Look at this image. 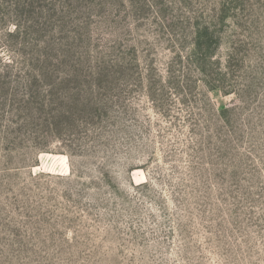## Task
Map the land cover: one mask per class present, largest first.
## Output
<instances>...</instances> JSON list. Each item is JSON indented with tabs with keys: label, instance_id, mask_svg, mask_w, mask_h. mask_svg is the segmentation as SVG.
<instances>
[{
	"label": "rangeland",
	"instance_id": "rangeland-1",
	"mask_svg": "<svg viewBox=\"0 0 264 264\" xmlns=\"http://www.w3.org/2000/svg\"><path fill=\"white\" fill-rule=\"evenodd\" d=\"M0 264H264V0H0Z\"/></svg>",
	"mask_w": 264,
	"mask_h": 264
},
{
	"label": "trees",
	"instance_id": "trees-1",
	"mask_svg": "<svg viewBox=\"0 0 264 264\" xmlns=\"http://www.w3.org/2000/svg\"><path fill=\"white\" fill-rule=\"evenodd\" d=\"M205 42V40L203 41V43ZM197 46H199V44H198V42H197V44H196Z\"/></svg>",
	"mask_w": 264,
	"mask_h": 264
}]
</instances>
